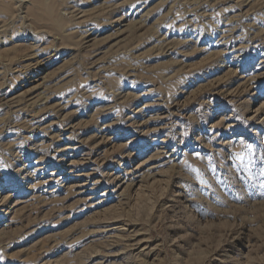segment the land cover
Masks as SVG:
<instances>
[{
	"label": "rangeland",
	"instance_id": "obj_1",
	"mask_svg": "<svg viewBox=\"0 0 264 264\" xmlns=\"http://www.w3.org/2000/svg\"><path fill=\"white\" fill-rule=\"evenodd\" d=\"M0 264H264V0H0Z\"/></svg>",
	"mask_w": 264,
	"mask_h": 264
},
{
	"label": "bare ground",
	"instance_id": "obj_2",
	"mask_svg": "<svg viewBox=\"0 0 264 264\" xmlns=\"http://www.w3.org/2000/svg\"><path fill=\"white\" fill-rule=\"evenodd\" d=\"M164 43V42H163ZM161 150V149H160ZM167 150V149H166ZM118 228V227H117Z\"/></svg>",
	"mask_w": 264,
	"mask_h": 264
}]
</instances>
